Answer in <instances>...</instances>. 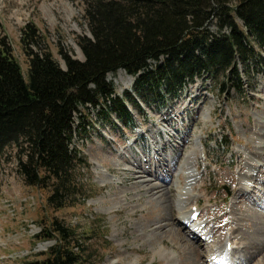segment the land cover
Listing matches in <instances>:
<instances>
[{
	"label": "rangeland",
	"instance_id": "374dc122",
	"mask_svg": "<svg viewBox=\"0 0 264 264\" xmlns=\"http://www.w3.org/2000/svg\"><path fill=\"white\" fill-rule=\"evenodd\" d=\"M28 23L41 35L36 50H49L63 68L61 49L84 59L77 40L89 32L80 1L0 0V38L9 43L25 79L28 59L20 37ZM210 27L218 29L215 21ZM240 66L241 87L222 78L229 92H219L206 74L178 97L163 88L161 98H154L147 90V101L136 77L124 70L108 74L113 97H124L136 125L127 128L109 99L75 114L69 146L86 166L75 172L76 203L61 210L48 206L49 190L24 183L15 151L8 149L0 159V264H22L53 247L55 238L36 240L51 219L74 229L71 246L78 241L85 248L84 264H206L204 245L177 217L179 187L186 183L181 168L188 166L198 176L190 193L202 176L200 217L208 229L216 227L215 239L234 228L240 243L234 263L248 254L241 247L253 241L248 250L260 252L251 264H264V220L258 218L264 213V144L256 143L264 141V67Z\"/></svg>",
	"mask_w": 264,
	"mask_h": 264
},
{
	"label": "trees",
	"instance_id": "16d2710c",
	"mask_svg": "<svg viewBox=\"0 0 264 264\" xmlns=\"http://www.w3.org/2000/svg\"><path fill=\"white\" fill-rule=\"evenodd\" d=\"M70 1L82 3L89 32L77 40L83 60L61 49L63 68L49 50H36L41 35L28 23L20 37L28 59L25 79L9 43L0 38V159L14 149L18 174L27 186L49 190L47 203L54 210L75 202V172L86 166L69 146L75 114L109 99L127 128L136 125L124 97H113L108 74L124 70L136 77L147 101V90L154 98H161L163 88L178 97L206 74L219 92H229L223 76L241 87L240 65L264 67V0ZM126 99L136 102L129 93ZM41 227L36 240L55 238V245L22 264H84L85 248L78 241L77 250L71 246L74 229L57 219Z\"/></svg>",
	"mask_w": 264,
	"mask_h": 264
},
{
	"label": "bare ground",
	"instance_id": "6f19581e",
	"mask_svg": "<svg viewBox=\"0 0 264 264\" xmlns=\"http://www.w3.org/2000/svg\"><path fill=\"white\" fill-rule=\"evenodd\" d=\"M259 146H263L264 141H257ZM193 152V151H192ZM194 154V153H191ZM138 172H136L137 174ZM181 173L184 175L186 183L179 187L178 196L176 199V205L179 208V216L184 225L188 226V228L192 229V233L197 235V240L200 244H203L205 247V260L206 264H235L234 262V254L239 250L237 246L235 230L231 227L228 229L227 235L223 240L215 239L216 227L208 229L207 228V220L203 217H197L196 220H192V215L199 210V201L201 195L199 194V190L203 189L202 176H200V185L196 186L193 191L190 193V188L194 186L197 182L198 176L190 169V167H182ZM241 178V177H240ZM239 178V180H240ZM138 181H136L137 183ZM184 182V181H183ZM240 182V181H239ZM183 184V183H181ZM179 185V183H178ZM239 185V183H238ZM160 187L158 183L155 184L154 188ZM197 188V189H196ZM197 192V193H196ZM193 193V194H192ZM188 204V206H187ZM190 205V207H189ZM189 207V208H188ZM182 216L185 218L182 220ZM260 221L264 220V213L258 215ZM179 220V221H180ZM191 226V227H190ZM188 230V229H187ZM259 230H256V233ZM240 239V238H239ZM239 241V240H238ZM241 242V241H240ZM253 245V241L247 242L246 245L242 246L241 249L246 251L248 254L245 255L243 259H240L239 264H251L255 257L259 254L260 250L255 249L254 251H249ZM249 255V256H248Z\"/></svg>",
	"mask_w": 264,
	"mask_h": 264
},
{
	"label": "built area",
	"instance_id": "2783aa9c",
	"mask_svg": "<svg viewBox=\"0 0 264 264\" xmlns=\"http://www.w3.org/2000/svg\"><path fill=\"white\" fill-rule=\"evenodd\" d=\"M227 31H228L227 29H224V31H223V32H227ZM38 230L40 231V229H38ZM39 231H38V232H39Z\"/></svg>",
	"mask_w": 264,
	"mask_h": 264
}]
</instances>
